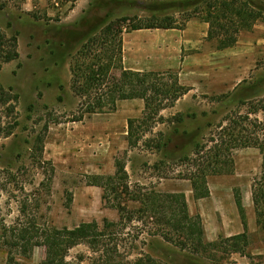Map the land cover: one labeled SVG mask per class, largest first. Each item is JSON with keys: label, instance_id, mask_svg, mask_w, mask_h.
<instances>
[{"label": "rangeland", "instance_id": "374dc122", "mask_svg": "<svg viewBox=\"0 0 264 264\" xmlns=\"http://www.w3.org/2000/svg\"><path fill=\"white\" fill-rule=\"evenodd\" d=\"M156 1L163 0H0V29L18 36L20 53L18 61L5 65L0 72V87L13 98L18 97L17 101L0 105V264H6L9 251L21 264L43 263V246L35 247L30 259L21 256L23 237L30 245L52 229L73 230L95 221L102 229L105 220L118 223V211L107 205L104 190L91 185L90 177L113 176L122 162L127 163L133 189L142 185L161 193L184 194L191 214L202 215L206 222L205 238L211 246L199 255L181 251L161 237L152 236L151 223L147 226L135 220L120 234L112 230L111 240L104 242L110 252L117 251L114 256L133 264H264V216L259 224L255 204L245 209L247 225L251 222L252 226L247 230L248 245L242 246L244 254L233 253L226 243L231 237L223 233L214 241L207 236L217 231V222H227L232 229L241 218L236 191L244 205L243 194L252 193L253 197L254 192L260 194L259 190L264 189L259 149H235L234 173L209 176L207 180L215 198L196 200L191 182L175 178L189 166L169 163L177 161L183 152L160 171L155 169L163 155L146 145L145 141L153 137L147 128L140 130L145 133L138 148L125 155L129 151L128 120L144 118L143 100L122 101L114 113L86 116L81 122L67 121L79 115L81 109V99L70 88L73 65L84 67L106 52L108 59L103 57V62L107 63L133 27L156 23L146 10ZM27 5L29 10L25 11ZM174 15L155 17L185 22V16ZM9 23L11 29H7ZM216 47V41L206 38L199 50L186 52L197 55L194 64L205 73L188 70L187 83L181 84L191 92L161 113L165 119L185 115V128L194 132L203 128L201 135L206 137L208 149L220 141L219 124L227 129L238 115L264 121V112L253 113L249 106L250 101L264 99V23L243 32L234 48L218 51ZM168 71L180 75L181 69ZM111 74L120 75L116 69ZM159 79L167 83L170 77ZM222 95L231 98L222 103L205 98ZM60 96L63 102L58 101ZM241 100L246 104L239 105ZM194 114L198 115L196 121L191 117ZM52 119L60 123H50L46 129ZM156 123L154 120L150 124L154 134L167 133L172 127L170 123ZM246 127L257 133L255 137L264 139V131L254 129L251 123ZM38 137L43 145L36 143ZM211 138L216 141H209ZM165 175L169 178H161ZM129 207L136 209L138 205ZM261 210L264 214V205ZM103 249L82 243L70 250L67 261L102 264Z\"/></svg>", "mask_w": 264, "mask_h": 264}, {"label": "trees", "instance_id": "16d2710c", "mask_svg": "<svg viewBox=\"0 0 264 264\" xmlns=\"http://www.w3.org/2000/svg\"><path fill=\"white\" fill-rule=\"evenodd\" d=\"M156 23L138 25L132 31L143 29H163V30H183L188 21L198 18L208 24V41H216L218 51L234 48L243 32L252 31L259 22L264 23V1L263 0H163L151 2L146 6ZM168 13V14H167ZM180 14L185 16V22L179 23L175 18L165 17L159 20V15ZM175 16V15H174ZM11 29V24L7 25ZM110 29V28H109ZM116 55L109 57L107 63L103 62V57L107 58V52L98 56L94 63L84 65H73L71 90L76 97L81 99V109L79 115H73L68 122H81L86 116L96 114L114 113L118 104L122 101L141 99L145 102L144 118L128 120V146L129 152L137 149L144 137L145 131H140L143 127L149 130L152 138L145 141L149 149L161 153L163 159L155 165V169L161 170L178 153H182L175 162L188 165L184 172H179L175 178L188 180L192 184L194 198L201 200L210 197L208 187L209 176L232 175L235 171L233 151L239 148H257L263 157L264 169V139L255 137L254 133L246 127L247 123L261 131H264V121H252L250 116L241 117L232 121L227 129L221 128L220 141L208 149V142L202 137L203 128L193 131L185 128L186 117L178 114L172 119H165L161 116L162 111L175 107L176 103L188 93L191 88L183 86L179 75L173 71L167 72H136L126 70L123 64V41L120 40ZM20 59L19 42L16 34H8L0 29V72L3 67ZM118 70L120 75H112V70ZM169 76L167 83L159 79ZM62 90V89H61ZM254 88L252 89V91ZM240 90L238 89L237 92ZM207 99L217 100L219 103L231 98L229 95L220 97H208ZM18 97H12L11 93L0 87V105H8ZM59 102L64 101V97L58 98ZM242 100L239 105L243 106ZM240 106V107H241ZM250 110L253 113L264 112V99L257 102L250 101ZM191 117L196 121L198 115ZM46 124V129L50 123H60L57 119ZM170 123V131L153 132L151 122ZM17 125V124H16ZM211 126V125H209ZM264 136V135H263ZM209 141L214 142L211 138ZM38 146L43 145V140L37 138ZM171 151V152H170ZM193 167L195 168L193 170ZM192 168V169H190ZM161 178H169L168 175ZM174 178V177H173ZM130 176L127 171V163L117 164L116 172L113 176L90 177L91 185L104 190V201L111 208L119 213L120 221L110 223L104 221V226L100 229L99 224L82 223L73 230H50L40 240L33 244H28V239H21L24 259H30L33 249L37 246L46 248V258L42 264H81L67 261L71 249L87 243L93 249L101 246L102 264H133L124 262L117 251H111L104 242L112 238V230L121 233L129 224L135 220L143 222L151 229L152 236L161 237L165 242L179 248L181 251L199 255L206 251V247L211 246L206 241V234L201 215H192L189 210L186 196L184 194H167L150 190L146 186L137 185L135 189L130 185ZM264 185V184H263ZM264 188V186H263ZM253 193V201L256 208L258 223L260 224L264 216L261 210L264 205V189ZM235 200L239 210L245 233L226 239L230 250L233 253H243L242 246L248 245V225L246 222V210L244 208L239 191L235 193ZM129 204L138 205V208L131 209ZM125 222V224H123ZM115 232V233H116ZM26 236V235H25ZM27 243V244H25ZM107 248V249H106ZM117 250V248H115ZM6 264H21L13 255L8 253ZM137 264V263H136ZM142 264V261H141Z\"/></svg>", "mask_w": 264, "mask_h": 264}, {"label": "crops", "instance_id": "0c3cea01", "mask_svg": "<svg viewBox=\"0 0 264 264\" xmlns=\"http://www.w3.org/2000/svg\"><path fill=\"white\" fill-rule=\"evenodd\" d=\"M28 7L29 5H27V9L24 10L28 11ZM207 33L208 25L197 20L188 22L183 30L150 29L130 31L123 37L124 68L136 72L181 69L179 75L180 82L187 83L185 74L188 70L196 71L195 73H205V71L194 64L197 60V55L186 54V52L199 50L205 44ZM197 68L200 70H195ZM193 80H195V78H193ZM197 82L200 85L202 84V80H197ZM192 86L194 88L196 84H192ZM243 196L244 208L249 210L251 204L254 206L252 193L250 195L243 194ZM210 198H215V192L212 189L210 190ZM205 224L206 222L204 225ZM248 226L251 229L252 223L249 222ZM216 229L217 231L215 233L206 232L208 238L212 241L218 239L221 233L228 238L245 232L241 218H237L232 229L228 226L227 222H222V225L217 222Z\"/></svg>", "mask_w": 264, "mask_h": 264}]
</instances>
